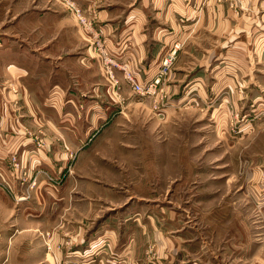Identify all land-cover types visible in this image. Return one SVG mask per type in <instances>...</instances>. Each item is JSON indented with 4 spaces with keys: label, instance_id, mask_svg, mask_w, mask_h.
Wrapping results in <instances>:
<instances>
[{
    "label": "crops",
    "instance_id": "obj_1",
    "mask_svg": "<svg viewBox=\"0 0 264 264\" xmlns=\"http://www.w3.org/2000/svg\"><path fill=\"white\" fill-rule=\"evenodd\" d=\"M74 1L92 31L63 0H0V223L8 201L29 205L32 223L55 222L54 210L72 206V186L85 204L83 186L98 184L85 178L88 160L95 153L117 159L97 150L117 142L113 129L130 124L125 118L137 108L158 118L172 107L212 108L225 124L232 107L264 112V0ZM96 39L139 83L155 76L174 43L181 46L156 93L140 95L121 68L112 66L118 82L110 80ZM108 167L94 165L96 176ZM44 207L51 215L39 220ZM135 208L106 215L95 231L128 240L116 253L127 264H146L148 240L159 243L158 264H264V233L253 241L227 236L207 248L199 241L192 252L184 234L167 236L165 219ZM130 240L143 246L131 248Z\"/></svg>",
    "mask_w": 264,
    "mask_h": 264
},
{
    "label": "rangeland",
    "instance_id": "obj_2",
    "mask_svg": "<svg viewBox=\"0 0 264 264\" xmlns=\"http://www.w3.org/2000/svg\"><path fill=\"white\" fill-rule=\"evenodd\" d=\"M136 110L125 118L130 124L113 129L117 142L97 150L117 159L95 153L88 160L93 169L85 178L98 184L83 186L85 204L72 186V206L54 210L55 222L32 223L36 215L29 205L22 210L8 201L0 223V264H127L116 253L128 240L118 234L100 239L95 231L130 205L150 210L155 222L165 219L167 236L184 234L192 252L199 241L207 248L227 236L253 241L264 233V112L232 107L225 124L215 120L212 108L200 106L172 107L164 118ZM105 163L113 167L96 176L94 165ZM46 213L51 215L45 208L38 219ZM130 241L131 248L143 246V240ZM144 246L146 264H158V241Z\"/></svg>",
    "mask_w": 264,
    "mask_h": 264
},
{
    "label": "built area",
    "instance_id": "obj_3",
    "mask_svg": "<svg viewBox=\"0 0 264 264\" xmlns=\"http://www.w3.org/2000/svg\"><path fill=\"white\" fill-rule=\"evenodd\" d=\"M65 5L71 10L72 14L78 21V23L87 31H92L93 27V21L91 18H89L83 11V9L74 1V0H63ZM96 36V35H94ZM180 43H174L172 47L169 49V51L164 55V57L161 60L160 68L158 72L155 74V76L146 83H139L134 75L126 69L125 65H121L118 62H116L112 56H110L101 41L98 39L95 40V47L96 49L102 54L105 70L108 74V77L110 80L116 84L118 81L114 77L112 66L119 67L123 71V75L128 82V84L132 87V89L140 95H154L156 93L158 84L161 83L162 78L167 75V72L169 70V67L171 63L173 62L177 50L179 49ZM38 146L42 145L41 141H38Z\"/></svg>",
    "mask_w": 264,
    "mask_h": 264
}]
</instances>
